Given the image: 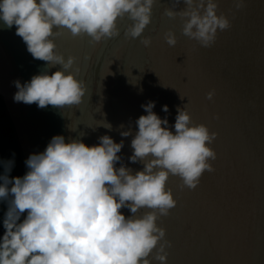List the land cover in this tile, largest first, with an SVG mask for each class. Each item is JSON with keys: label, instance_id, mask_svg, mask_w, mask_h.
<instances>
[{"label": "water", "instance_id": "water-1", "mask_svg": "<svg viewBox=\"0 0 264 264\" xmlns=\"http://www.w3.org/2000/svg\"><path fill=\"white\" fill-rule=\"evenodd\" d=\"M173 2L155 0L151 22L138 38L125 35L132 23L127 16L117 21L118 36L99 43L87 35L72 37L67 29L54 38L65 59L76 58L70 71L79 68L76 78L86 87L81 104L64 109L14 102L13 82L30 81L46 69V62L31 56L15 26L7 28L0 21V92L16 112L27 157L43 152L55 135L66 142L82 139L88 146L109 135L124 142L116 167L123 164L133 172L143 169L129 160L135 121L147 114L141 105L154 101L153 111L167 117L173 131L177 109L186 108L193 123L217 133L210 144L217 158L210 161L214 171H205L195 189L182 187L176 176L167 182L177 201L157 221L171 243L165 249L167 264H264V0H244L239 9L234 0H216L217 14H224L231 26L218 30L210 47L183 35L180 16L165 14L168 8L185 7L183 0L175 7ZM169 31L176 36L175 46L165 40ZM144 37L151 38L147 48L141 43ZM213 90V98L207 99ZM104 122L111 124L110 130ZM129 130L132 135H120Z\"/></svg>", "mask_w": 264, "mask_h": 264}, {"label": "clouds", "instance_id": "clouds-1", "mask_svg": "<svg viewBox=\"0 0 264 264\" xmlns=\"http://www.w3.org/2000/svg\"><path fill=\"white\" fill-rule=\"evenodd\" d=\"M155 0H0V21L15 26L27 51L46 69L21 84L14 81L16 103L36 104L44 109H64L79 105L86 94L82 80L70 71L76 58L65 59L54 38L67 29L72 37L87 35L99 43L119 35L117 21L127 16L132 23L125 30L131 38L142 36L151 22ZM174 7L180 0H174ZM185 7L165 10L169 18L183 21L182 33L203 47H210L218 30L230 28L224 14H217L216 0H183ZM244 0H234L237 9ZM169 46L176 36L165 34ZM144 47L151 38L141 39ZM60 65L49 74L47 69ZM214 90L208 92L211 100ZM183 99L184 97H181ZM146 115L136 121L138 130L131 140L135 171L121 164L116 143L109 135L88 146L82 139L55 135L41 153L29 154L27 172L11 176L15 153L0 158V203L6 205L3 236L0 237V264H167L166 230L158 226L161 217L176 207L170 176L179 177L181 186L195 189L205 171L213 172L210 161L217 154L210 144L217 133L204 124H195L186 108H178L170 129L167 117L154 111V101L141 105ZM165 113L167 105L162 107ZM111 129V124L102 123ZM123 127V126H121ZM83 135V134H81ZM122 137L132 135L122 131ZM128 209L125 216L121 211ZM141 209H148L138 215ZM23 217V219H22ZM163 241V243H161ZM155 250V255L153 252Z\"/></svg>", "mask_w": 264, "mask_h": 264}, {"label": "crops", "instance_id": "crops-1", "mask_svg": "<svg viewBox=\"0 0 264 264\" xmlns=\"http://www.w3.org/2000/svg\"><path fill=\"white\" fill-rule=\"evenodd\" d=\"M3 96L6 101L4 94ZM8 111L9 113L7 112V109L0 104V158L8 159L11 158L12 153H15V167L11 172V176H18V172L24 167L23 155L20 145H18L19 141L20 143L22 142L20 135H22L23 132L18 131L16 122L10 118L11 115H14L11 112L9 105ZM0 171H2V169H0Z\"/></svg>", "mask_w": 264, "mask_h": 264}, {"label": "rangeland", "instance_id": "rangeland-1", "mask_svg": "<svg viewBox=\"0 0 264 264\" xmlns=\"http://www.w3.org/2000/svg\"><path fill=\"white\" fill-rule=\"evenodd\" d=\"M0 104H2V106H4L6 109H7V112L9 113V111H8V103L4 100V96H3V94H1V92H0ZM16 114V112H14L13 113V115H15ZM10 118L15 122V120H14V118H13V116L11 115L10 116ZM22 134H24V133H22ZM20 140V139H19ZM22 141V140H21ZM18 145H20V149H21V152H22V155H23V164H24V166H25V170H26V172H27V167H26V165H25V163H24V161L27 159V156H25L26 155V153L24 152L25 150H24V146H23V143L21 142L20 143V141H19V143H18ZM25 153V154H24ZM15 177V176H14ZM22 177V176H21Z\"/></svg>", "mask_w": 264, "mask_h": 264}, {"label": "flooded vegetation", "instance_id": "flooded-vegetation-1", "mask_svg": "<svg viewBox=\"0 0 264 264\" xmlns=\"http://www.w3.org/2000/svg\"><path fill=\"white\" fill-rule=\"evenodd\" d=\"M25 173H26V170H25V166H24L21 168V170L18 172L17 175L23 176ZM2 204L5 205L4 203H0V227L3 226V215H4V211L6 210V208H3ZM22 219H23V217H22ZM3 233H4V229L2 231H0V237L3 236Z\"/></svg>", "mask_w": 264, "mask_h": 264}, {"label": "snow or ice", "instance_id": "snow-or-ice-1", "mask_svg": "<svg viewBox=\"0 0 264 264\" xmlns=\"http://www.w3.org/2000/svg\"><path fill=\"white\" fill-rule=\"evenodd\" d=\"M170 189V188H169Z\"/></svg>", "mask_w": 264, "mask_h": 264}]
</instances>
